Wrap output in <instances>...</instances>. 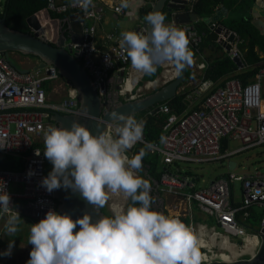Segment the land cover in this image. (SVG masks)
Instances as JSON below:
<instances>
[{"label": "built area", "instance_id": "1", "mask_svg": "<svg viewBox=\"0 0 264 264\" xmlns=\"http://www.w3.org/2000/svg\"><path fill=\"white\" fill-rule=\"evenodd\" d=\"M195 1L188 0L192 5ZM117 8L119 6L114 7L116 13L126 15L124 9L117 11ZM47 9L60 15L69 11L79 12L83 14L84 21L101 22L104 17L102 8L93 9L89 6L84 9L74 2L49 0ZM145 30L146 22L136 31ZM182 30L195 56L192 64L198 71L206 70L197 30L188 26ZM230 37L231 33L223 32L219 35V42L231 45L229 51L225 49L232 60L239 58L242 61L238 47L241 41L235 37L230 42ZM121 39V32L110 33L106 37L110 46L103 49L97 41L96 24L87 26L83 23L82 42L72 45L73 50L80 49L81 60L89 72L91 84L102 98H106L108 93L103 85L111 75H118L122 71L127 75L125 85L120 90V96L125 102L137 100L143 97L140 92L155 91L179 77L180 72L176 71L173 62L161 63L165 70L162 77L147 82L138 91L144 73L131 66L126 49L120 47ZM169 63L173 66L171 70H166ZM22 71L0 53V146L4 147L0 148V156L21 162L17 171L0 166V189L5 188L11 196L10 211H18L21 219L38 223L49 210L58 211L55 190L49 193L40 183L53 168L43 155L45 133L49 126L57 127L52 120L56 113L77 115L79 99L73 84L62 80L56 68L33 69L27 73ZM138 75H141L140 80ZM133 76L135 84L125 94V87ZM59 82L65 87L66 97L60 102H54L50 100L45 84ZM154 83L155 86H150ZM212 87L210 81L203 82L193 91L182 87L188 106L183 114H177L167 103L148 111L145 119L159 114L168 117L162 126L159 141H148L143 131V140L126 152L131 158L144 147L148 154L159 158L164 167L158 184L159 191L173 199L176 209L186 208L185 211H190L194 205L213 221L212 224H195L193 221L185 223L195 237L201 264L235 262L253 257L261 245L260 235L264 231V216L260 228L252 229L247 223L252 216V209H264V173L257 171L248 176L230 173L214 180L209 187L196 190V178L185 175L182 169L180 172L171 169L177 167L178 162H219L264 145V67L246 85L238 79H232L224 88L212 90ZM198 101L203 103L196 109L194 105ZM115 128L109 129L108 134L115 135ZM226 141L229 145L231 141H237L241 147L229 152V146L223 152ZM30 171L35 174L29 176ZM236 182L242 185L240 200L236 197ZM3 220H7V217H0V221Z\"/></svg>", "mask_w": 264, "mask_h": 264}, {"label": "clouds", "instance_id": "2", "mask_svg": "<svg viewBox=\"0 0 264 264\" xmlns=\"http://www.w3.org/2000/svg\"><path fill=\"white\" fill-rule=\"evenodd\" d=\"M73 2L87 9L93 0ZM106 2L109 7L113 4V0ZM131 5L132 0H120L117 11ZM171 12L169 23L163 13L152 11L144 17L145 31L121 33L120 47L126 49L131 66L138 72L155 74L157 66L164 62H173L176 71L181 72L192 64L189 40L175 22L178 14L188 10ZM147 82L140 81L138 87ZM113 115L119 121L115 135H97L78 121H73L71 127L49 126L43 155L53 168L40 183L49 193L60 188L78 192L97 210L105 207L109 190L122 191L130 203L126 209L95 221L89 213L73 219L70 214L49 210L38 223L31 224L28 244L33 247L26 264H201L192 230L179 218L154 207L152 184L137 175L144 167L145 152L131 158L126 155L143 140L144 122L131 115ZM34 174L29 172V176ZM11 205L10 194L0 189V217H7L5 234L9 237L15 236L21 223L19 212L10 211ZM14 246L15 240L10 239L0 256L10 257Z\"/></svg>", "mask_w": 264, "mask_h": 264}, {"label": "water", "instance_id": "3", "mask_svg": "<svg viewBox=\"0 0 264 264\" xmlns=\"http://www.w3.org/2000/svg\"><path fill=\"white\" fill-rule=\"evenodd\" d=\"M187 5L188 0H158L153 11L162 12L167 7L170 11L183 10ZM80 19H83V14L63 20L53 18L50 11L44 9L27 20L31 32L22 33L9 28L6 25V18L0 15V53L4 54L8 61L13 63L11 59L12 53L35 57L39 62L35 69L56 68L58 74L73 84L77 90L79 113L68 116L56 113L53 115L52 120L57 127H71L73 121H78L97 135L108 133L109 129L115 128L119 124V121L113 115L114 113L124 114L125 116L131 115L136 119L138 115L177 97L179 89L188 78L189 66L181 71L180 76L173 82L147 96L129 102L121 100L120 97L121 86L124 84L125 76H127L122 71L118 75L111 77L103 85L105 89H108V93L106 98H102L93 88L89 72L81 63L82 53L80 49L73 50L72 47L74 43L82 42ZM217 19L215 18V20ZM198 20L199 17L194 13H181L175 17L177 24H188ZM206 21L208 20L206 19ZM223 30L224 27L216 29L212 35L214 41L219 42V35L223 33ZM40 34H43L45 38H41ZM234 38L235 36L232 35L230 42H233ZM219 43L228 51L231 49L230 44ZM235 62L240 67H243L241 59L236 58ZM22 72L27 73L28 70H23ZM141 151L142 149H139L137 154ZM142 163L145 164V161L142 160ZM156 184L158 183L156 182ZM55 198L58 202V212L70 214L73 219L89 213L95 221L105 215L102 210H97L78 192H73L71 189L60 188L55 190ZM75 231H78V228L74 229ZM260 236L261 245L253 257L235 262L215 261L208 264H264V231Z\"/></svg>", "mask_w": 264, "mask_h": 264}, {"label": "trees", "instance_id": "4", "mask_svg": "<svg viewBox=\"0 0 264 264\" xmlns=\"http://www.w3.org/2000/svg\"><path fill=\"white\" fill-rule=\"evenodd\" d=\"M64 3H72L73 0H63ZM148 6L142 10V17L144 18L149 12H152V5L156 0H148ZM256 0H199L194 8V12L199 15L200 17H210L215 13V10L219 5H223L227 7L232 12L245 14L250 11L251 7L254 5ZM49 5V0H6L2 7V12L0 15L6 18V25L16 31L22 33H30L31 30L27 24V20L32 17L33 15L41 12L44 9H47ZM74 12L70 11L65 14H57L52 13L51 15L53 18H60L64 19L71 16ZM161 13L166 16V23L171 22L172 20V12L166 8ZM223 24L228 29L237 32L240 37L243 39L244 43L240 47L242 53L244 54L245 60L247 64L250 66V69L245 71H240L237 68V65L225 55L223 49L211 42L210 39V31L207 29L205 24L201 23L199 25L198 33L204 34L203 36V44L202 47L206 48L210 44L212 46H216V50L214 51L213 55L210 56L208 59L210 61V69L207 71L206 78L212 80H219L221 78H238L240 79L243 84L246 85L253 77H256L257 73L260 71L261 68L264 67V36L259 33V31L253 26L250 20L245 17L236 18H226L223 20ZM223 53L221 56L219 53ZM35 58V57H33ZM37 59V58H36ZM82 63V61H81ZM131 64V61H130ZM239 73L236 75L237 71ZM162 68L157 67V71L155 74L152 75H145L144 81H154L157 76L162 72ZM233 74L235 76L231 77ZM191 71H188V78L185 83L187 85L191 81ZM50 83H46L45 87L48 92L51 91L49 87ZM185 95L181 93L176 98L171 101L166 102L177 114H183L186 110V105L184 104ZM148 112H144L136 117L137 121H141L146 117ZM168 117L162 114L157 116L148 117L145 119L144 123V133L148 141L156 142L159 141L162 135V126L167 122ZM225 142L223 146V152L226 150ZM145 152L143 160H145L146 164L151 165V169L149 170V175L155 178L157 181L160 182L162 178V172L158 169V164L156 163V157L151 156L148 154L146 148H142ZM16 161V163H15ZM20 161L14 160L10 157H3L0 156V166L6 170H13L17 171L20 169ZM142 177L148 179L145 172H142ZM153 183V182H150ZM130 203V199L128 204ZM127 204V205H128ZM105 215H112L107 206L101 209ZM264 216V211H254L252 212V216L249 219L248 226L252 229L257 227L260 228L261 221ZM36 223V222H35Z\"/></svg>", "mask_w": 264, "mask_h": 264}, {"label": "crops", "instance_id": "5", "mask_svg": "<svg viewBox=\"0 0 264 264\" xmlns=\"http://www.w3.org/2000/svg\"><path fill=\"white\" fill-rule=\"evenodd\" d=\"M59 2L61 3H64L63 0H58ZM158 0H156L154 3H153V7L154 8V4H156ZM199 0H196L194 2V4L192 5L191 3L183 9V10H178V11H182V12H185L188 10V12L186 13H194V8L196 6V4L198 3ZM148 0H132V5L130 8L128 9H124L126 15H121L119 13H116L115 10H114V7L115 6H119V3H120V0H113V4L111 7H109L108 3L106 2V0H93L92 2V5L91 7L94 9L96 8H102L104 10V17L102 19L101 22H95V21H84V19H80L79 21V24H80V27H82L83 23H85V25L87 26H90V25H94L96 24L97 26V41L98 43L101 45V48L103 49H108L110 44L107 43V40H106V37L112 33V32H125V31H136L137 29H139L143 23H145V20L144 18L142 17V10L148 6ZM153 11V9H152ZM0 12H2V10H0ZM74 12V11H73ZM79 12H74L71 16L67 17V18H71L72 16H75V15H78ZM197 15V14H196ZM222 15V16H220ZM232 15V18H240V17H245L247 18L248 20L251 21V23L253 24V26L259 31V33L261 35L264 36V0H256L254 5L251 7L250 11L245 13V14H239V13H234L232 12L231 10H229L227 7L223 6V5H219V7H217V9L215 10V13L212 15V16H208V17H200L199 15H197L199 17V20L198 21H192L191 23H188V24H177L176 26L179 27V28H185V26H188V27H192V28H195L196 30L199 28V25L201 23L205 24V26L207 27V29L210 31V39H211V42H213L214 44L220 46L225 55L227 57H229L228 55V51L219 43V42H216L213 40L212 38V35L214 34V30H213V25H216V27H224V30L223 32L225 33H230L231 32V35H234L235 37H237L238 40H240V44H238V47L242 53V50H241V46L242 44L244 43L243 39L240 37V35L237 33V32H234L230 29H228L227 27H225V25L223 24V20L226 19V18H229L231 17ZM215 18H218L217 20H215ZM60 19V18H59ZM65 19V18H64ZM206 19L208 21H206ZM63 20V19H62ZM211 23V24H210ZM198 32V30H197ZM198 35L200 36L201 38V49L203 51V55H204V62H205V65L207 66L206 70L204 71H198L196 66L194 64H191L188 68V71L190 70L191 71V81L187 84V85H183L182 87H186L188 88L189 91H193V90H196L198 89L201 84L205 81H210L212 84H213V87H212V90H216V89H219V88H224L226 86V84L232 80V79H238V78H235L233 76H235V74H233L231 77L233 78H221L219 80H212V79H208L206 78V74H207V71L210 69V61L208 60L210 58L211 55H213L214 51L216 50V46H212L211 44L208 46V47H202V44H203V36L204 34H199ZM235 39V38H234ZM15 54V58L18 62H20L22 64V69L23 70H33L31 68L30 65H32L31 62H36L37 63L34 65L33 63V67L34 69L39 65V62L38 60L36 59H29V58H26L25 56L24 57H21L22 55L18 54V53H14ZM223 53H219V55H216V56H221ZM13 55V53L11 54ZM193 57L194 54H193ZM222 57V56H221ZM242 57H243V67H240L236 62L235 60H232L230 57V59L237 65V68L240 70V71H245L247 69H250V66L247 64L246 60H245V57H244V54L242 53ZM31 61V62H27V61ZM157 67H160L162 68V72L157 76L156 79L160 78L163 73H164V69L163 67L159 64ZM239 70L237 71L236 75L239 73ZM142 75V73H140ZM141 75H138V78L139 80L141 79ZM147 76V74H143V78L144 76ZM188 77V75H187ZM143 78L140 80V81H144ZM155 79V80H156ZM255 79V77H253L252 79H250V82H252L253 80ZM240 80V79H238ZM187 81V80H186ZM241 81V80H240ZM242 82V81H241ZM186 83V82H185ZM243 83V82H242ZM247 84V83H246ZM181 87V88H182ZM181 88L179 89L178 91V95H180L183 91L181 90ZM177 95V96H178ZM186 100H184V104L186 105ZM202 101H198L194 107L196 109L200 108L201 105H202ZM188 109V106L186 105V110ZM185 110V111H186ZM143 121V119L141 120ZM225 144V143H224ZM226 149H228V147L230 146L228 143H226ZM160 167V168H159ZM158 169L160 172L163 173V165H162V161H161V164L160 166H158ZM179 169L181 168H178L177 171H179ZM236 197L238 200H240V196H238L237 192H236ZM168 198V201H169V197H166ZM173 200V199H172ZM167 205H168V210H169V213H170V208H169V202H167ZM172 209L174 210H177L179 212L178 215L176 216H172V217H179L180 220H182L184 223H187L189 224L190 222L194 221V218L191 214V212L189 210L185 211L186 208H183L182 210L180 209H176L175 206H172ZM258 210V211H264V209H260V208H254L252 209V212ZM170 216H171V213H170ZM206 216L204 215V217L201 219V221H206ZM23 220V219H22ZM25 221H30V225H26L24 224L23 226V234H24V231H25V228H30L31 227V224H35V222L29 220V219H24ZM208 220L210 219H207L206 222H198V223H208ZM213 223V221H212ZM5 224H6V220H3V221H0V252H3L5 249H7L8 247V241L5 237ZM197 224V223H196ZM256 228H259L257 226H255ZM26 234V232H25ZM24 238L19 240V241H15V245L14 248H13V251L14 250H17V248L19 247L20 244H24L23 241ZM12 251V252H13ZM15 252V251H14ZM6 259V257H2L0 256V264H3L4 260Z\"/></svg>", "mask_w": 264, "mask_h": 264}, {"label": "rangeland", "instance_id": "6", "mask_svg": "<svg viewBox=\"0 0 264 264\" xmlns=\"http://www.w3.org/2000/svg\"><path fill=\"white\" fill-rule=\"evenodd\" d=\"M6 0H0V10H2L3 4ZM19 54V53H18ZM24 57V56H21ZM29 59H36L33 57H26ZM12 62L16 65L17 68H23L22 64L18 62L15 58V54L11 55ZM38 60V59H36ZM28 63L31 61H27ZM32 65L31 68L34 69V65L37 63L36 62H31ZM166 70H171V68H167ZM165 71V70H164ZM144 84L140 83L138 87V91L140 88H142ZM51 91L48 92L49 98L52 101L60 102V100L64 99L66 97V91L65 87L62 86V84L56 83V84H51L50 86ZM161 88V87H160ZM152 91H143L140 92V94H143L144 96H147L151 94ZM143 122L145 123V118L143 119ZM241 147V144L237 141H231L230 142V150L229 152H233ZM156 163L158 166L161 164V160L159 158H156ZM177 167L181 168L184 172L185 175H191L194 178L197 179L195 189L200 190L207 188L211 185V183L225 175H228L230 173H233L238 176H248L252 175L257 171H260L264 173V145L260 147H256L238 154H235L233 156H230L222 161L219 162H213V163H205V164H195V163H184V162H178ZM177 167L173 166L171 169L172 171H176ZM160 168V167H159ZM138 174V173H137ZM235 189L238 194V196L241 197V189L242 185L239 182L235 183ZM129 197H126L124 193L117 192V193H111L109 190V199L106 202V206L108 211L113 214L115 211L113 210V207H115L116 212L121 211L126 209L127 204L129 202ZM127 200V201H126ZM116 202V203H115ZM169 208H170V213L171 216H176L179 214L177 210L172 209V206H174V201L172 198L169 197ZM119 207H118V206ZM120 209V210H118ZM190 212L194 218V223H198L201 221V219L204 217V214L196 207V206H191ZM207 219H210L206 216ZM206 219V221H207ZM206 221H201V222H206ZM30 223V221H28ZM27 221L24 219H21V223L19 225V231L15 234V236L9 237L5 235L7 241L9 242L10 239H14L15 241H19L22 237L24 238L23 243L20 244L17 250H14L11 254L10 257H6L4 260L3 264H26L27 260L30 258V252L32 250V245L28 244V238L30 234V228H25L24 234H23V226L26 224L27 226L30 225ZM209 224H212L211 219L208 220ZM1 228V227H0ZM26 232V234H25ZM17 245V244H15Z\"/></svg>", "mask_w": 264, "mask_h": 264}, {"label": "flooded vegetation", "instance_id": "7", "mask_svg": "<svg viewBox=\"0 0 264 264\" xmlns=\"http://www.w3.org/2000/svg\"><path fill=\"white\" fill-rule=\"evenodd\" d=\"M69 19V18H68ZM26 57V56H25ZM62 80L66 81L64 78H62ZM145 161V160H144ZM144 167L143 169L141 170L142 172H145L146 176H148V180L150 182H153L151 183L152 184V190H151V195L155 198L156 200V207L161 210L162 212H164V214L166 215H170L169 213V210H168V205H167V202H168V198H166L158 189V184H159V181H157L155 178H153L151 175H149V170L151 169V165L149 164H143ZM138 174L137 175H142V173L139 171L137 172ZM156 182L158 184H156ZM154 206V207H155Z\"/></svg>", "mask_w": 264, "mask_h": 264}, {"label": "bare ground", "instance_id": "8", "mask_svg": "<svg viewBox=\"0 0 264 264\" xmlns=\"http://www.w3.org/2000/svg\"><path fill=\"white\" fill-rule=\"evenodd\" d=\"M172 64H167V68H172ZM135 84V80H134V76L131 78V80H130V82L128 83V85L125 87V94L126 93H128V92H130L131 91V89L133 88V85ZM156 85V83H154V84H151L150 86H155ZM127 201V200H126ZM116 203V202H115ZM118 206V205H117ZM113 210L116 212V209H115V207H113ZM118 210H120V209H118Z\"/></svg>", "mask_w": 264, "mask_h": 264}]
</instances>
